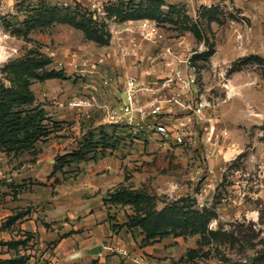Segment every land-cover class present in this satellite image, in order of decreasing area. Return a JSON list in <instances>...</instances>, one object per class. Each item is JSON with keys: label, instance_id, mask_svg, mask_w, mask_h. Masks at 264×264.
<instances>
[{"label": "rangeland", "instance_id": "374dc122", "mask_svg": "<svg viewBox=\"0 0 264 264\" xmlns=\"http://www.w3.org/2000/svg\"><path fill=\"white\" fill-rule=\"evenodd\" d=\"M131 1L139 0H0V82L11 84L14 76L7 67L13 61L38 58L40 53L53 59L47 70L64 74L62 79L33 80L31 85L36 104H42L54 128L48 139H39L17 155L0 152V204L7 207L9 194L10 201L17 206L14 215L0 225V232L6 235L0 237V259L25 256L26 264H30L36 237L23 232L13 219L28 215L39 206L30 199L33 193L44 190L49 182L51 191L57 193V185L81 172L79 163L67 164L59 158L75 152L81 145L89 150V156L113 154L112 150L101 149L106 139L100 132L105 129L110 134L113 130L102 109L77 110L70 107V102L95 92L100 102L116 104L125 75L135 72L141 63L127 53L132 42H137L144 54L154 56L166 44H182L196 50L205 42L206 46H214V53L221 48L223 55L234 40H241L239 32H264L262 22L260 26L247 20L239 15L240 9L226 0L215 1L212 6L216 10L210 14L203 7L208 5L199 6L198 0H164V21L159 30L165 38L161 42L146 41L143 26L146 19L119 22L104 18L105 7L118 6L120 2L126 6ZM42 4L69 7L87 15L92 11L95 18L108 24L111 43L98 44L68 24H54L26 34L24 21ZM171 6H175V11H171ZM194 26L201 29L202 38L195 35ZM257 58H237L225 70L227 79L242 72L237 80L245 87L240 91L234 85L226 86L224 76H219L215 87L210 89L215 84L212 57L196 62L200 92L206 93L214 106L209 113L216 118L219 129L228 132L216 149L207 150L199 141L194 146L173 145L163 150L155 147L157 142L148 131L136 138L141 141L137 143L139 146H133L132 138L126 139L124 144L134 148L133 152L119 148L120 156H131L122 165L124 180L112 190L122 193L125 199L116 204V210L126 213L136 246H152L149 253L143 252L152 257V264L241 263L264 251V61ZM196 129L201 136L202 126L196 124ZM120 139L115 142L121 147ZM10 178L13 180L8 181ZM181 198L185 200L180 202L181 206L215 214L208 228L219 233L203 240L199 234L172 232L145 242L139 219L128 215L143 218L145 212L160 210ZM16 241L21 244L15 245Z\"/></svg>", "mask_w": 264, "mask_h": 264}, {"label": "crops", "instance_id": "0c3cea01", "mask_svg": "<svg viewBox=\"0 0 264 264\" xmlns=\"http://www.w3.org/2000/svg\"><path fill=\"white\" fill-rule=\"evenodd\" d=\"M199 6L215 4L218 0H198ZM240 9L239 15L251 22L264 25V0H226L225 2ZM263 25H261L262 23ZM239 42H233L226 54L221 55L220 49L212 57L214 88L220 78L219 71L227 70L237 58L246 56L258 57L264 61V32L252 34L239 32ZM252 37V38H250ZM138 66L135 71L138 70ZM242 72L233 73L229 84L236 89L243 90L244 84L237 78ZM241 74V75H240ZM123 96L119 92V100ZM113 131V130H112ZM116 134L121 136V147L112 150L113 154L100 156L78 164L80 173L64 180L57 185V193L51 191L52 182L32 198L39 204L28 215L21 214L17 219L18 227L26 233L36 237L34 255L30 264H152V257L143 254L149 253L151 245L138 248L132 233L124 225L126 213L116 210V204L111 203L109 194L117 184L124 180L123 162L127 163L130 156H120L119 148L133 152L134 148L125 145L127 138H132L133 146L141 142L135 135L124 127H117ZM153 139H155L153 137ZM156 148L159 143L156 141ZM151 144H153L151 142ZM4 152H2L3 154ZM1 154V153H0ZM41 160V159H39ZM74 164H72L73 166ZM49 174V173H48ZM10 178L8 181H12ZM18 197L22 195L19 193ZM12 198L7 194V207L0 204V225L14 215ZM25 199V197H23ZM125 214V215H124ZM2 220V221H1ZM3 231L0 237H5ZM125 251L127 253H125ZM148 255V254H147Z\"/></svg>", "mask_w": 264, "mask_h": 264}, {"label": "trees", "instance_id": "16d2710c", "mask_svg": "<svg viewBox=\"0 0 264 264\" xmlns=\"http://www.w3.org/2000/svg\"><path fill=\"white\" fill-rule=\"evenodd\" d=\"M166 5L164 0H139L138 2H128L125 6L120 2L117 5H111L104 8L105 19L111 21L126 22L130 20L150 19L163 24L162 9ZM207 9V14L216 10V6H203ZM204 8V9H205ZM175 11V6H171V11ZM28 34L38 28H47L54 24H68L84 32L87 39L97 42L101 45L111 43L112 32L102 18H95L91 11L87 15L72 11L69 7L60 8L42 4L32 13V16L24 21ZM193 32L197 37L202 38L203 34L198 26L193 27ZM206 43V42H205ZM208 50L195 56L207 60L214 54V46H207ZM53 62V59L40 53L37 58H27L13 61L7 67L14 76L11 78V84L0 82V152L16 155L22 151L30 149L39 139H48L54 128L50 126L51 119L42 104H36V96L31 88L33 80L46 81L50 79H62L64 74L57 70H47L46 67ZM41 71V72H40ZM117 125L110 124L109 128L113 131L106 134L104 130L100 132L102 138L101 149H116L119 141V134H116ZM111 143L112 145H109ZM82 145L78 150L62 156L59 159L66 160L67 164L98 158L96 154L88 155ZM104 154V152H103ZM70 155V156H69ZM63 165V163L61 164ZM122 193L112 191L109 194V201L113 204H122L125 199L121 197ZM185 201L181 198L164 208L144 213V217L136 214L128 215L131 219H139L142 231L146 235V241L155 239L158 236H164L169 233L201 235L202 239H208L209 236L217 235L218 231L208 228V222L213 217V213L208 210H194L189 206H181L180 202ZM138 213V212H137ZM21 215H17L13 220H17ZM127 227L130 225L127 221L124 223ZM218 232V233H217ZM15 245L21 244L16 241ZM0 264H26L25 256H12L6 259H0ZM231 264H264V251H258L250 260L241 263Z\"/></svg>", "mask_w": 264, "mask_h": 264}, {"label": "built area", "instance_id": "2783aa9c", "mask_svg": "<svg viewBox=\"0 0 264 264\" xmlns=\"http://www.w3.org/2000/svg\"><path fill=\"white\" fill-rule=\"evenodd\" d=\"M143 26L146 41L161 42L165 38L157 22L146 19ZM207 50L205 43L196 50L166 44L154 56L144 54L139 44L132 42L127 53L141 63L137 71L125 75L121 99L113 105L100 102L95 92H89L71 100L70 107L85 111L98 107L105 113L106 123L127 128L135 135L148 131L163 150L173 145L194 146L199 141L207 150H214L228 132L219 129L216 118L209 113L214 106L199 89L200 72L194 58ZM219 74L227 75L225 70ZM225 82L229 86L226 77ZM196 124L202 126L201 136Z\"/></svg>", "mask_w": 264, "mask_h": 264}]
</instances>
